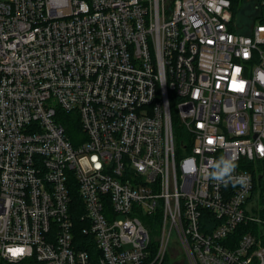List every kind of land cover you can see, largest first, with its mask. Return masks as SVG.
Returning a JSON list of instances; mask_svg holds the SVG:
<instances>
[{
  "label": "built area",
  "instance_id": "2783aa9c",
  "mask_svg": "<svg viewBox=\"0 0 264 264\" xmlns=\"http://www.w3.org/2000/svg\"><path fill=\"white\" fill-rule=\"evenodd\" d=\"M263 16L264 0H0V264H264ZM222 156L247 186L205 176ZM245 221L259 232L227 243Z\"/></svg>",
  "mask_w": 264,
  "mask_h": 264
},
{
  "label": "trees",
  "instance_id": "16d2710c",
  "mask_svg": "<svg viewBox=\"0 0 264 264\" xmlns=\"http://www.w3.org/2000/svg\"><path fill=\"white\" fill-rule=\"evenodd\" d=\"M263 20H264V16H263ZM170 106H171V111H172V116H173V123L175 125V134L178 139L180 137V133L185 134V130L182 127H179L177 124V121H176L177 120L176 119L177 110L175 108V100L172 96L170 97ZM72 129L73 127L71 128V130ZM254 180H255L254 196L255 198H257L258 196L259 204H260L259 212L262 216H264V159L258 163V166L256 168H254ZM83 212H84V209L81 204V198L76 191L74 193L73 205H72V215H73L74 222H75V229H74L75 241L78 242V244L81 247L89 249L92 252L95 250V244L93 240H91L90 236H87L86 234L82 232L83 225H85V222L82 219ZM202 218L203 220H205V224H203V227H202L203 229L209 228V230H211V228L217 223V218L209 210L203 211ZM260 228H261V225L255 221L241 222L237 226L235 231L230 234V237L227 239V243L229 241L231 242V245H232V243L233 242L235 243V241L237 242V240H239V238H241V236L244 233L248 231H253L255 233H258Z\"/></svg>",
  "mask_w": 264,
  "mask_h": 264
},
{
  "label": "clouds",
  "instance_id": "9594fccd",
  "mask_svg": "<svg viewBox=\"0 0 264 264\" xmlns=\"http://www.w3.org/2000/svg\"><path fill=\"white\" fill-rule=\"evenodd\" d=\"M188 162L191 166L185 169L186 172L196 173L197 168L194 159L189 158ZM237 167L235 156H222L218 160H210L208 165L204 168V174L207 178L217 183H223L225 186L229 183H232L233 186L237 184L247 186L250 178L244 174L234 175Z\"/></svg>",
  "mask_w": 264,
  "mask_h": 264
},
{
  "label": "rangeland",
  "instance_id": "374dc122",
  "mask_svg": "<svg viewBox=\"0 0 264 264\" xmlns=\"http://www.w3.org/2000/svg\"><path fill=\"white\" fill-rule=\"evenodd\" d=\"M247 20L248 21H250L251 19L249 18V17H247ZM256 200H257V202L259 203V199H258V196H257V198H256ZM256 205V204H255ZM259 204H257V206H258ZM152 235L154 236V234L152 233ZM172 243V245L174 244V242H171Z\"/></svg>",
  "mask_w": 264,
  "mask_h": 264
},
{
  "label": "snow or ice",
  "instance_id": "6c2138e0",
  "mask_svg": "<svg viewBox=\"0 0 264 264\" xmlns=\"http://www.w3.org/2000/svg\"><path fill=\"white\" fill-rule=\"evenodd\" d=\"M240 87L242 88L243 86L242 85H240ZM210 143L212 142V141H209ZM18 251H22V250H18ZM15 254V253H14Z\"/></svg>",
  "mask_w": 264,
  "mask_h": 264
}]
</instances>
